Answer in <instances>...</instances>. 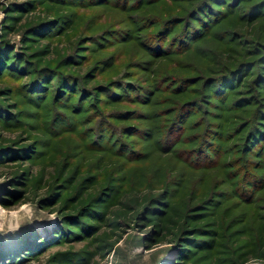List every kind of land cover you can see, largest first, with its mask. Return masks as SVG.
<instances>
[{
  "label": "rangeland",
  "instance_id": "obj_1",
  "mask_svg": "<svg viewBox=\"0 0 264 264\" xmlns=\"http://www.w3.org/2000/svg\"><path fill=\"white\" fill-rule=\"evenodd\" d=\"M210 1L155 60L192 3L0 0V264H264V0Z\"/></svg>",
  "mask_w": 264,
  "mask_h": 264
},
{
  "label": "trees",
  "instance_id": "obj_2",
  "mask_svg": "<svg viewBox=\"0 0 264 264\" xmlns=\"http://www.w3.org/2000/svg\"><path fill=\"white\" fill-rule=\"evenodd\" d=\"M138 1V0H137ZM160 1H162V0H150V2L148 3V4H144L143 6L144 7H151L152 5H155L156 3H158V2H160ZM169 1V3H171V4H180V3H192V5L190 6V8H188L187 10H185L186 12H187V18H188V20H187V22H186V24H185V21H181V22H177L176 24H174V27L176 26H179L180 28H181V33H180V30H179V32H175L174 34H172V32H170V33H168L167 35H161V28H159L160 27V25H162L163 24V22H161V23H158V22H152L151 23V26H153V27H155L156 28V31L153 33V36L150 38L149 36L146 38V40L144 41V42H147V44H148V50H143L145 53H147L148 55H150V56H153V57H155V60H159V59H161V58H167L168 60H171V59H174L175 58V56H176V54L177 55H184V54H186L188 51H184V47H180L181 46V44L183 43H186L187 45H190V43H191V41L190 40H188L187 39V37H189L188 35L187 36H185L187 33L188 34H190V36H192V37H197V36H199V35H201V34H203L204 35V33L209 29V28H206L207 27V24H203V21L202 20H204V18H202V16H206L205 15V12H206V8H202L201 9V0H168ZM202 1H206V2H208L211 6H216V3H214V2H212V1H210V0H202ZM230 1V0H229ZM137 5H139V4H136L135 5V7L137 6ZM195 5V6H194ZM129 7V5L127 6V8ZM142 6L140 5V7L139 8H141ZM138 8V9H139ZM236 8H238V6L236 7ZM235 8V9H236ZM186 12H185V14H186ZM184 14V15H185ZM260 15H264V12L263 13H261ZM183 16V15H182ZM177 17V16H176ZM252 21V20H251ZM251 21H249V22H251ZM186 25V26H185ZM189 26H191V27H189ZM36 28H28V30L27 31H29V32H33L34 30H35ZM39 28H37V30H38ZM144 29H148V28H144ZM158 30H160V31H158ZM227 33V34H226ZM176 35V36H175ZM167 36H169V41H172L171 43H170V45L167 47V48H165L166 46H167V44L166 45H164L165 43H164V40H165V38H167ZM175 36V37H174ZM221 36H227L226 37V41H229L230 40V42H226V45H230V44H234L236 41H237V43H239L240 42V40L239 39H236V37H235V35L233 34V33H231V32H229V31H226V30H224V31H222V32H219V33H214V34H212V36H211V38L213 39V40H215V41H218V39L221 37ZM174 37V38H173ZM158 39H159V41H158ZM225 40V38H223V39H221L220 40V42H222V41H224ZM151 41H158V42H160V45L159 46H157V44L156 45H154V44H150V45H152L151 47H154L153 49L154 50H152V48L149 46V43L151 42ZM187 41V42H186ZM143 42V43H144ZM142 43V44H143ZM259 45H262V43H258ZM185 45V44H184ZM239 45V44H238ZM254 51H257L256 53H258V56H257V58H259V57H261L262 58V53L260 52V50H256V49H253ZM195 52V54L194 55H197V56H199V57H201V58H203V59H205V58H210V57H212L213 56V54L215 55V53L214 52H211L210 50H207V48L206 47H204V46H198L197 48H196V51H194ZM7 53H6V51L4 50V52H2V54H1V56H0V69H5L4 67H7L6 65H8L7 63L11 60V58L9 57V55L8 56H5ZM217 59H220V58H217ZM206 60V59H205ZM262 60H263V62H262ZM262 60H260V62H259V65H255L254 67H252L250 70H244V75L242 76V77H246V76H249V75H252V77H254V76H256V74L257 75H260V74H263V77H264V57L262 58ZM8 61V62H7ZM207 61V60H206ZM10 64V63H9ZM221 64H224V63H221ZM235 66L236 65H234L232 68H228L227 66H221V71H220V73L221 74H223L224 76H227V75H229V74H226V72H227V69H233V68H235ZM239 66V65H238ZM216 70H218V68L216 69ZM256 73V74H255ZM198 75H196V76H194V77H196L197 78V76H199V79L198 80H196V83H201L202 82V80H205L206 81V85H209L210 83H213L211 80H210V77H212V76H210V74H203L202 73V71H200V73H197ZM213 76H215V74L213 75ZM223 76V77H224ZM222 77V76H221ZM222 77V78H223ZM63 78H65V82H63V84H62V86H63V88H61V90H63V94H65V93H70L71 92V84H69L67 81H66V78H69V77H67V75H65V77H63ZM55 79H56V77H54L53 78V81H55ZM224 79V78H223ZM261 79V78H260ZM221 81V80H220ZM208 82H210V83H208ZM262 82H264V81H262ZM177 83V82H176ZM258 84H259V82H258ZM175 85H177V84H175ZM210 85H212V84H210ZM125 86H129V87H131V85H129L127 82H126V80L124 81V87ZM263 86H264V84H263ZM73 87H76V89H77V93H76V95L78 96L79 95V90H78V88H79V86L77 85V84H75V85H73ZM115 89L116 90H118V88H116L115 87ZM173 88H170V90H172ZM258 89H259V91H260V93L261 92H264V88H261L260 86H258ZM126 91H129V90H126ZM59 93V92H58ZM81 94L83 95V94H85L84 93V91H82L81 92ZM214 95H216V94H214ZM245 98H250V96H246ZM89 99H90V97H89ZM263 99V98H262ZM94 100V99H93ZM253 101V99L251 98V99H248V101ZM90 104V103H89ZM251 104H253V103H250V105ZM64 105V104H63ZM78 104L76 103L75 104V102H73V107H72V109H77L79 106H77ZM263 105V106H262ZM260 107H264V104H261L260 105ZM259 107V108H260ZM169 108H171L172 110H170L169 112H171V114H173V113H175V107L174 106H170ZM130 114H132V113H130ZM262 118H263V120H261V121H263L264 122V114H262V116H261ZM177 119H179V118H177ZM263 122H258L257 124H258V127L260 128L261 127V125H262V123ZM176 123H178L177 122V120H176ZM179 127V126H178ZM135 129H137V128H135ZM135 129H132V131H135ZM261 132L262 131H259V134H261ZM251 133H252V131H251ZM256 138H258L257 136H256ZM252 143H251V136L247 139V141H246V147H249V145H251ZM255 144V143H254ZM254 144H252V146H251V150H252V152H253V149H254V147H256V145H254ZM249 149V150H250ZM205 152L208 154L209 152H208V150L207 149H205ZM250 153V152H249ZM248 153V154H249ZM211 154H212V152H211ZM210 157V156H209ZM252 187H253V185H251ZM158 210V209H157ZM155 208H151V212L152 211H157ZM195 231L196 232H200V230L199 229H195ZM73 235H75L76 233L75 232H71ZM204 233H207V232H204ZM209 233V232H208ZM187 247H189V246H187ZM27 252V251H26ZM180 255V254H179ZM176 259V258H175ZM178 260L179 259H177L175 262H174V264H180L179 262H178Z\"/></svg>",
  "mask_w": 264,
  "mask_h": 264
}]
</instances>
